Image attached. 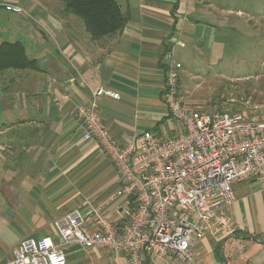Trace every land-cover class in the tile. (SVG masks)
Instances as JSON below:
<instances>
[{
    "label": "crops",
    "instance_id": "crops-1",
    "mask_svg": "<svg viewBox=\"0 0 264 264\" xmlns=\"http://www.w3.org/2000/svg\"><path fill=\"white\" fill-rule=\"evenodd\" d=\"M56 2L34 20L46 33L25 22L21 32L12 31L13 40L19 33L32 37V46L24 45L41 71L12 74L8 82L15 95H4L1 103L0 264L11 263L12 250L23 240L51 237L59 243L55 220L86 200L115 218L118 173L100 148L84 139L79 106L91 91L108 88L120 100L102 98L98 105L115 140L128 144L147 130L162 139L174 136L178 124L163 100L167 52L177 45L179 63L181 57H194L191 67L203 68L197 63L212 58L205 41L215 32L222 5L219 0H124L119 5L129 22L121 34L93 41ZM6 4L25 11L9 14L34 19L31 11L37 6H0ZM234 192L235 203L223 210L231 233H208L197 240L195 264H264V187L249 181L235 184ZM64 252L67 264H129L126 254L104 249L72 245ZM145 264L178 262L150 257Z\"/></svg>",
    "mask_w": 264,
    "mask_h": 264
},
{
    "label": "built area",
    "instance_id": "built-area-1",
    "mask_svg": "<svg viewBox=\"0 0 264 264\" xmlns=\"http://www.w3.org/2000/svg\"><path fill=\"white\" fill-rule=\"evenodd\" d=\"M4 9L25 12L12 4ZM176 46L166 55L163 94L166 111L178 124L171 138L147 130L128 144L115 140L98 105L102 98L120 100L108 88L91 91L78 108L84 139L93 141L118 173L115 218L86 200L55 220L59 243L51 237L23 240L12 250L10 264H67L64 247L72 245L126 254L129 264H145L150 257L195 264L197 240L231 233L223 210L235 203L234 185L258 181L264 187V119L185 107Z\"/></svg>",
    "mask_w": 264,
    "mask_h": 264
},
{
    "label": "rangeland",
    "instance_id": "rangeland-1",
    "mask_svg": "<svg viewBox=\"0 0 264 264\" xmlns=\"http://www.w3.org/2000/svg\"><path fill=\"white\" fill-rule=\"evenodd\" d=\"M55 1L62 5L60 0ZM219 1L222 2L218 11L219 23L214 27L215 32L209 30V35L211 32L212 35L205 41L211 60L206 57V60L197 63L203 68H192L194 57L180 58L181 64L187 68L180 73L182 80L179 81L183 105L194 110L240 112L264 119V0ZM4 2H19L25 8L32 5L37 8L31 11L34 15L31 19L13 16L0 6V43L12 41V31L21 32L23 22L29 23V29L46 33L42 23H36L40 20L37 16L41 10L47 11V4L53 3V0H0V5ZM117 2L124 4V0ZM83 33L86 35L85 30ZM13 41H20L28 47L33 44L32 37L28 39L24 33H19ZM2 83L0 116L3 96L15 95L12 87L6 85L8 81L3 86Z\"/></svg>",
    "mask_w": 264,
    "mask_h": 264
},
{
    "label": "trees",
    "instance_id": "trees-1",
    "mask_svg": "<svg viewBox=\"0 0 264 264\" xmlns=\"http://www.w3.org/2000/svg\"><path fill=\"white\" fill-rule=\"evenodd\" d=\"M66 15L82 21L86 33L93 41L120 35L129 22L117 0H60ZM36 59L27 55L20 41L0 43V83L9 81L12 74L40 72ZM180 81V80H179ZM2 83V86L5 85ZM6 85H11L9 82Z\"/></svg>",
    "mask_w": 264,
    "mask_h": 264
}]
</instances>
